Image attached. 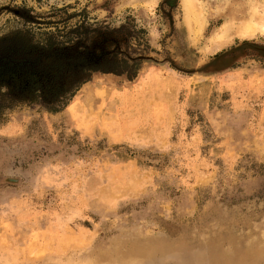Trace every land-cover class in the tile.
Instances as JSON below:
<instances>
[{
  "label": "rangeland",
  "instance_id": "374dc122",
  "mask_svg": "<svg viewBox=\"0 0 264 264\" xmlns=\"http://www.w3.org/2000/svg\"><path fill=\"white\" fill-rule=\"evenodd\" d=\"M199 2L0 0V56L84 23L139 60L1 112L0 264H264V0Z\"/></svg>",
  "mask_w": 264,
  "mask_h": 264
},
{
  "label": "trees",
  "instance_id": "16d2710c",
  "mask_svg": "<svg viewBox=\"0 0 264 264\" xmlns=\"http://www.w3.org/2000/svg\"><path fill=\"white\" fill-rule=\"evenodd\" d=\"M90 29L81 23L68 32L46 34L35 47L22 43L24 58L0 56V114L14 103L38 102L57 112L95 73L134 77L139 60L130 62L125 56L106 52L112 33L121 30ZM90 34L95 43L86 47L83 44Z\"/></svg>",
  "mask_w": 264,
  "mask_h": 264
},
{
  "label": "bare ground",
  "instance_id": "6f19581e",
  "mask_svg": "<svg viewBox=\"0 0 264 264\" xmlns=\"http://www.w3.org/2000/svg\"><path fill=\"white\" fill-rule=\"evenodd\" d=\"M185 5L187 8L189 17H194L195 20L200 19L199 17L201 16L202 10H201V4H200L199 0H185ZM199 21H201V20H199ZM224 30H225V32H224V35H225L227 29H224ZM257 30H260L262 33H264V22H259V20L258 21L255 20L252 23H250L248 28L246 29V35L250 36L254 32H256ZM197 32L199 33V30ZM243 34H244V32H243ZM242 36H244V35H242ZM226 40L227 39L223 36H220V35L216 36L214 41H213V47L216 49H219V48L221 49V47L224 45Z\"/></svg>",
  "mask_w": 264,
  "mask_h": 264
}]
</instances>
